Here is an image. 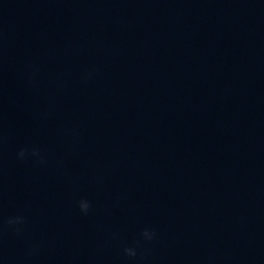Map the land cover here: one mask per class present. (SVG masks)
Masks as SVG:
<instances>
[{"label": "clouds", "instance_id": "obj_1", "mask_svg": "<svg viewBox=\"0 0 264 264\" xmlns=\"http://www.w3.org/2000/svg\"><path fill=\"white\" fill-rule=\"evenodd\" d=\"M2 43V37H0ZM48 55L47 52L42 54ZM0 72H2V48H0ZM99 73L97 65H89L85 67L79 74V82L81 84H88L96 79ZM21 76L25 82V87L29 92H41L42 77H41V59L30 60L21 69ZM51 85L54 92L45 94L44 103L41 105L40 114L43 118H48L56 112L55 96L62 93L66 86L67 81L62 76H56L51 79ZM65 139L70 141H77L79 139V129L77 127H70L61 129L60 133ZM4 138L0 133V168H2V149ZM16 158L19 161H30L39 167H47L49 165L48 153L45 149L34 145H25L20 147L16 152ZM56 167L63 166V160L58 159ZM101 174L97 170L96 180L99 181ZM0 199H2V191H0ZM76 206L79 213L83 216H88L93 210V203L87 197H81L76 201ZM27 225V218L25 215L18 213L14 216L2 217L0 216V238L7 232L16 237H22L25 233ZM112 238L119 239L118 233H113ZM158 239V233L155 228L145 227L138 236L132 240L130 244H124L121 248L122 255L129 260H135L139 255L147 252L146 244L152 243ZM43 242L40 240L32 241L27 250V256L32 257L39 254Z\"/></svg>", "mask_w": 264, "mask_h": 264}]
</instances>
